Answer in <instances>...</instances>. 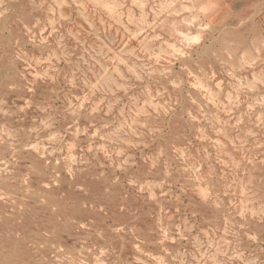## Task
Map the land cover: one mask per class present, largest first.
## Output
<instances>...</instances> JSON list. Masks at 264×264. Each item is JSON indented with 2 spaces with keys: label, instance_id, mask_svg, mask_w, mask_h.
Returning a JSON list of instances; mask_svg holds the SVG:
<instances>
[{
  "label": "rangeland",
  "instance_id": "obj_1",
  "mask_svg": "<svg viewBox=\"0 0 264 264\" xmlns=\"http://www.w3.org/2000/svg\"><path fill=\"white\" fill-rule=\"evenodd\" d=\"M210 4L0 0V264H264V52Z\"/></svg>",
  "mask_w": 264,
  "mask_h": 264
},
{
  "label": "crops",
  "instance_id": "obj_2",
  "mask_svg": "<svg viewBox=\"0 0 264 264\" xmlns=\"http://www.w3.org/2000/svg\"><path fill=\"white\" fill-rule=\"evenodd\" d=\"M213 24L219 27L244 23L262 43L264 52V0H210Z\"/></svg>",
  "mask_w": 264,
  "mask_h": 264
},
{
  "label": "bare ground",
  "instance_id": "obj_3",
  "mask_svg": "<svg viewBox=\"0 0 264 264\" xmlns=\"http://www.w3.org/2000/svg\"><path fill=\"white\" fill-rule=\"evenodd\" d=\"M29 8H31V7H29ZM4 14H5V13H4ZM5 15H6V14H5ZM15 15H16V14H15ZM20 16H21V15H20ZM23 16H24V15H23ZM32 18H33V17H32ZM8 20H9V19H8ZM11 21H12V20H11ZM0 24H1V23H0ZM9 28H10V27H9ZM17 29H18V28H17ZM166 30H167V29H166ZM19 31H20V30H19ZM23 33H24V32H23ZM24 34H25V33H24ZM11 35H12V34H11ZM14 36H15V34H14ZM31 36H32V35H31ZM5 37H6V36H5ZM28 40H29V39H28ZM36 41H37V40H36ZM15 42H16V41H15ZM15 42H14L13 44H15ZM27 43H28V42H27ZM1 47H2V46H1ZM11 48H13V47H11ZM11 51H12V50H11ZM10 61H11V60H10ZM181 62H182V61H181ZM10 63H11V62H10ZM4 65H7V63L4 64ZM181 65H182V64H181ZM8 66H9V65H8ZM0 67H1V66H0ZM2 67H3V66H2ZM4 67H5V66H4ZM229 67H230V66H229ZM5 68H6V67H5ZM13 73H14V72H13ZM18 73H19V71H18ZM19 75H20V74H19ZM164 79H165V78H164ZM56 80H57V79H56ZM24 81H25V80H24ZM18 82H19V81H18ZM58 84H59V83H58ZM145 85H146V84H145ZM205 85H206V84H205ZM39 86H40V85H39ZM49 87H50V86H49ZM188 87H189V86H188ZM188 87H187V88H188ZM177 89H178V88H177ZM39 90H40V89H39ZM75 91H76V90H75ZM75 91H74V92H75ZM78 91H79V90H78ZM179 91H180V90H179ZM0 92H1V91H0ZM26 92H27V91H26ZM29 93H30V92H29ZM185 93H186V92H185ZM189 93H190V92H189ZM75 94H76V93H75ZM202 95H203V94H202ZM40 96H41V95H40ZM188 96H189V95H188ZM207 96H208V95H207ZM6 97H7V96H6ZM42 97H44V96H42ZM46 97H47V96H46ZM186 98H187V97H186ZM201 100H202V99H201ZM187 102H188V101H187ZM200 102H201V101H200ZM180 103H181V101H180ZM24 104H25V103H24ZM179 105H180V104H179ZM196 107H197V105H196ZM206 107H207V106H206ZM203 108H204V107H203ZM185 109H186V108H185ZM185 112H187V111H185ZM196 112H197V111H196ZM83 114H84V113H83ZM89 114H90V113H89ZM88 116H89V115H88ZM108 116H109V115H108ZM68 117H69V116H68ZM68 117H67V118H68ZM85 117H86V116H85ZM75 118H76V115H75ZM95 118H96V117H95ZM174 118H175V117H174ZM3 119H4V118H3ZM39 119H40V118H39ZM101 119H102V118H101ZM146 119H147V118H146ZM73 120H74V119H73ZM149 120H150V119H149ZM4 121H5V119H4ZM167 121H168V120H167ZM88 122H89V121H88ZM97 122H98V121H97ZM101 122H102V121H101ZM16 123H17V122H16ZM38 123H39V122H38ZM79 123H80V122H79ZM79 123H78V124H79ZM80 124H81V123H80ZM8 125H9V124H8ZM197 126H198V125H197ZM156 127H157V126H156ZM167 127H168V126H167ZM92 129H93V128H92ZM182 129H183V128H182ZM192 130H193V129H192ZM173 131H174V130H173ZM180 131H181V130H180ZM180 131H179V132H180ZM177 132H178V131H177ZM173 133H174V132H173ZM194 133H195V132H194ZM29 134H30V133H29ZM160 135H161V134H160ZM158 136H159V135H158ZM158 136H157V137H158ZM181 137H182V136H181ZM26 138H28V137H26ZM26 138H25V139H26ZM143 138H144V137H143ZM153 138H154V137H153ZM172 138H173V136H172ZM167 139H169V138H167ZM169 143H170V142H169ZM171 143H172V142H171ZM171 143H170V144H171ZM183 143H184V142H183ZM180 144H181V143H180ZM8 145H10V144H8ZM19 145H20V144H19ZM182 145H183V144H182ZM18 147H19V146H18ZM122 147H123V146H122ZM127 147H128V146H127ZM8 148H9V147H8ZM9 149H10V148H9ZM9 149H8V150H9ZM29 150H30V149H29ZM30 151H31V150H30ZM19 152H20V150H19ZM3 153H4V152H3ZM12 153H13V152H12ZM27 153H28V152H27ZM46 153H47V152H46ZM17 154H18V153H17ZM28 154H29V153H28ZM40 154H41V153H40ZM126 154H127V153H126ZM171 154H172V153H171ZM1 155H2V154H1ZM14 155H15V154H14ZM30 155H31V154H30ZM33 155H34V153H33ZM79 155H80V154H79ZM10 156H11V154H10ZM27 156H29V155H27ZM31 156H32V155H31ZM34 156H35V155H34ZM37 156H38V155H37ZM26 158H27V157H26ZM29 158H30V157H29ZM36 158H37V157H36ZM1 159H2V158H1ZM38 159H39V158H38ZM174 159H175V158H174ZM24 160H25V158H24ZM24 160H23V161H24ZM27 160H28V159H27ZM36 160H37V159H36ZM41 160H42V159H41ZM43 160H44V159H43ZM4 161H5V160H4ZM31 161H32V160H31ZM45 161L47 162V160H45ZM53 161H54V160H53ZM40 162H41V161H40ZM43 162H44V161H43ZM50 162H52V161H50ZM50 162H49V163H50ZM91 162H92V161H91ZM35 163H36V162H35ZM35 163H34V164H35ZM41 163H42V162H41ZM52 163H53V162H52ZM11 164H12V163H11ZM31 164H32V163H31ZM108 164H109V163H108ZM2 165H3V164H2ZM19 165H20V164H19ZM42 165H43V163H42ZM9 166H10V165H9ZM17 166H18V165H17ZM17 166H16V167H17ZM37 166H38V165H37ZM93 166H94V165H93ZM10 167H11V166H10ZM62 167H63V166H62ZM14 168H15V167H14ZM19 168H20V167H19ZM19 168H18V169H19ZM31 168H32V167H31ZM51 168H52V167H51ZM18 169H17V170H18ZM45 169H46V168H45ZM49 169H50V168H49ZM160 169H161V168H160ZM60 170H61V169H60ZM99 170H100V169H99ZM5 171H6V170H5ZM10 171H11V170H10ZM84 171H85V170H84ZM153 171H154V169H153ZM14 172H15V171H14ZM19 172H20V171H19ZM29 172H30V171H29ZM64 172H65V170H64ZM175 172H176V170H175ZM6 173H7V172H6ZM6 173H5V174H6ZM22 173H23V172H22ZM83 173H84V172H83ZM180 173H181V172H180ZM11 174H12V173H11ZM34 174H35V173H34ZM78 174H79V172H78ZM89 174H91V173H89ZM140 174H141V173H140ZM181 174H182V173H181ZM6 175H7V174H6ZM19 175H20V174H19ZM29 175H30V174H29ZM96 175H98V174H96ZM22 176H23V175H22ZM31 176H32V175H31ZM35 176H36V175H35ZM37 176H38V175H37ZM76 176H77V175H76ZM80 176H81V175H80ZM89 176H90V175H89ZM99 176H100V175H99ZM157 176H158V175H157ZM166 176H167V175H166ZM17 177H19V176H17ZM29 177H30V176H29ZM38 177H40V176H38ZM108 177H110V176H108ZM120 177H122V176H120ZM120 177H119V178H120ZM155 177H156V176H155ZM161 177H162V175H161ZM168 177H169V175H168ZM8 178H9V177H8ZM20 178H22V177H20ZM31 178H32V177H31ZM40 178H41V177H40ZM72 178H73V177H72ZM90 178H91V177H90ZM157 178H158V177H157ZM157 178H156V179H157ZM165 178H166V177H165ZM172 178H173V177H172ZM188 178H189V177H188ZM1 179H2V178H1ZM23 179H24V178H23ZM25 179H26V178H25ZM37 179H38V178H37ZM37 179H36V182H37ZM96 179H97V178H96ZM107 179H108V178H107ZM140 179H141V178H140ZM9 180H10V178H9ZM16 180H17V179H16ZM16 180H15V181H16ZM48 180H49V179H48ZM55 180H56V179H55ZM55 180H54V181H55ZM58 180H59V179H58ZM66 180H67V179H66ZM75 180H76V179H75ZM78 180H79V179H78ZM103 180H104V179H103ZM169 180H170V179H169ZM7 181H8V180H7ZM23 181H24V180H23ZM56 181H57V180H56ZM83 181H84V180H83ZM96 181H97V180H96ZM98 181H99V180H98ZM110 181H111V180H110ZM39 182H40V180H39ZM58 182H59V181H58ZM74 182H75V181H74ZM166 182H167V181H166ZM19 183H20V182H19ZM24 183H25V182H24ZM24 183H23V184H24ZM40 183H41V182H40ZM62 183H63V182H62ZM64 183H65V182H64ZM70 183H71V182H70ZM94 183H95V182H94ZM98 183H99V182H98ZM95 184H96V183H95ZM95 184H94V185H95ZM115 184H116V183H115ZM166 184H167V183H166ZM9 185H10V184H9ZM12 186H13V185H12ZM70 186H71V185H70ZM14 187H15V186H14ZM18 187H19V186H18ZM33 187H34V186H33ZM43 187H44V186H43ZM57 187H58V186H57ZM72 187H74V186H72ZM93 187H94V186H93ZM95 187H96V186H95ZM138 187H139V186H138ZM1 188H2V187H1ZM5 188H6V186H5ZM5 188H4V189H5ZM19 188H20V187H19ZM62 188H63V187H62ZM67 188H68V187H67ZM70 188H71V187H70ZM103 188H104V187H103ZM110 188H111V187H110ZM125 188H126V187H125ZM2 189H3V188H2ZM43 189H45V188H43ZM92 189H93V188H92ZM94 189H95V188H94ZM100 189H101V188H100ZM126 189H127V188H126ZM16 190H17V189H16ZM39 190H40V189H39ZM55 190H56V189H55ZM63 190H64V189H63ZM113 190H114V189H113ZM158 190H159V189H158ZM5 191H6V190H5ZM69 191H70V190H69ZM83 191H84V190H82V193H84ZM89 191H90V190H89ZM149 191H150V190H149ZM21 192H22V191H21ZM26 192H27V194H28V191H26ZM30 192H31V191H30ZM51 192H52V190H51ZM76 192H77V191H76ZM97 192H98V191H97ZM104 192H105V191H104ZM7 193H8V192H7ZM9 193H10V192H9ZM13 193H14V192H13ZM31 193H32V192H31ZM62 193H64V192L62 191ZM62 193H61V194H62ZM94 193H95V192H94ZM33 194H34V193H33ZM37 194H38V193H37ZM40 194H42V193H40ZM102 194H103V193H102ZM35 195H36V194H35ZM38 195H39V194H38ZM38 195H37V196H38ZM42 195H43V194H42ZM63 195H64V194H63ZM12 196H13V195H12ZM40 196H41V195H40ZM59 196H60V195H59ZM74 196H75V195H74ZM97 196H98V195H97ZM100 196H101V195H100ZM100 196H99V197H100ZM115 196H116V195H115ZM15 197H16V196H15ZM24 197H25V196H24ZM83 197H85V196H83ZM92 197H93V196H92ZM104 197H105V196H104ZM168 197H169V196H168ZM29 198H30V197H29ZM79 198H80V197H79ZM90 198H91V197H90ZM112 198H113V197H112ZM148 198H149V197H148ZM15 199H16V198H15ZM20 199H21V198H20ZM60 199H61V198H60ZM92 199H93V198H92ZM104 199H105V198H104ZM133 199H134V198H133ZM4 200H5V198H4ZM32 200H33V199H32ZM63 200H64V199H63ZM63 200H62V201H63ZM65 200H66V199H65ZM85 200H86V199H85ZM83 201H84V200H83ZM92 201H93V200H92ZM98 201H99V200H98ZM104 202H105V201H104ZM126 202H127V201H126ZM4 203H5V202H4ZM12 203H13V202H12ZM19 203H20V202H19ZM78 203H79V202H78ZM102 203H103V202H102ZM1 204H3V203L1 202ZM7 204H8V203H7ZM35 204H36V203H35ZM35 204H33V205H35ZM72 204H73V203H72ZM93 204H94V203H93ZM103 204H104V203H103ZM108 204H109V203H108ZM154 204H155V203H153V205H154ZM198 204H199V203H198ZM5 205H6V204H5ZM8 205H9V204H8ZM24 205H25V204H24ZM66 205H68V204H66ZM69 205H70V204H69ZM80 205H81V204H80ZM111 205H112V204H111ZM173 205H175V204H173ZM10 206H11V205H10ZM10 206H9V207H10ZM212 206H213V204H212ZM5 207H6V206H5ZM37 207H38V205H37ZM2 208H3V207H2ZM31 208H32V207H31ZM33 208H34V207H33ZM33 208H32V209H33ZM63 208H64V206H63ZM67 208H68V207H67ZM67 208H66V209H67ZM70 208H71V207H70ZM206 208H207V207H206ZM210 208H211V207H210ZM217 208H218V207H217ZM220 208H221V207H220ZM3 209H4V208H3ZM43 209H44V208H43ZM72 209H74V208L72 207ZM87 209H88V208H87ZM89 209H90V208H89ZM198 209H199V208H198ZM198 209H197V210H198ZM221 209H222V208H221ZM224 209L226 210V208H224ZM28 210H29V209H28ZM45 210H46V209H45ZM49 210H50V209H49ZM69 210H70V209H69ZM146 210H147V208H146ZM158 210H159V209H158ZM199 210H200V209H199ZM203 210H204V209H203ZM0 211H1V210H0ZM4 211H6V210H4ZM36 211H37V210H36ZM40 211H41V210H40ZM79 211H80V210H79ZM97 211H98V210H97ZM105 211H106V209H105ZM109 211H110V210H109ZM209 211H210V210H209ZM221 211H222V210H221ZM221 211H220V212H221ZM226 211H228V210H226ZM1 212H2V211H1ZM31 212H32V211H31ZM42 212H43V211H42ZM69 212H70V211H69ZM80 212H81V211H80ZM90 212H92V211H90ZM102 212H103V211H102ZM111 212H112V211H111ZM145 212H146V211H145ZM207 212H208V211H207ZM4 213H5V212H4ZM17 213H18V212H17ZM28 213H29V211H28ZM49 213H50V212H49ZM66 213H67V212H66ZM86 213H87V212H86ZM113 213H115V212H113ZM128 213H129V212H128ZM154 213H155V212H154ZM209 213H210V212H209ZM11 214H12V213H11ZM20 214H21V213H20ZM99 214H100V213L98 212V215H99ZM101 214H102V213H101ZM4 215H5V214H4ZM22 215H23V214H22ZM33 215H34V214H33ZM41 215H42V213H41ZM55 215H57V214H55ZM76 215H78V214L76 213ZM86 215H87V214H86ZM118 215H119V214H118ZM118 215H117V216H118ZM7 216H8V215H7ZM18 216L20 217V215H18ZM24 216H25V215H24ZM27 216H28V215H27ZM30 216H31V215H30ZM35 216H36V215H35ZM52 216H53V215H52ZM57 216H58V215H57ZM62 216H63V215H62ZM73 216H74V215H73ZM96 216H97V212H96ZM102 216H103V215H102ZM112 216H113V215H112ZM14 217H16V216H14ZM38 217H39V216H38ZM42 217H43V216H42ZM45 217H46V216H45ZM53 217H54V216H53ZM53 217H52V218H53ZM55 217H56V216H55ZM84 217H85V216H84ZM124 217H125V216H124ZM154 217H155V216H154ZM214 217H215V216H214ZM0 218H1V217H0ZM12 218H13V217H12ZM22 218H23V217H22ZM30 218H31V217H30ZM30 218H29V219H30ZM36 218H37V217H36ZM36 218H35V219H36ZM72 218H73V217H72ZM93 218H94V217H93ZM95 218H96V217H95ZM102 218H103V217H102ZM119 218H120V217H119ZM122 218H123V217H122ZM212 218H213V217H212ZM18 219H19V218H18ZM43 219H44V218H43ZM46 219H47V218H46ZM53 219H55V218H53ZM65 219H66V218H65ZM85 219H86V218H85ZM103 219H104V218H103ZM4 220H6V219H4ZM31 220H32V219H31ZM39 220H40V219H39ZM55 220H56V219H55ZM114 220H115V219H114ZM126 220H127V219H126ZM141 220H142V219H141ZM234 220H235V219H234ZM8 221H9V220H7V223H8ZM22 221H23V220H22ZM22 221H21V222H22ZM24 221H25V220H24ZM34 221H35V220H34ZM41 221H42V220H41ZM46 221H47V220H46ZM50 221H51V220H50ZM64 221H65V220H64ZM87 221H88V220H87ZM118 221H119V220H118ZM118 221H117V222H118ZM242 221H243V220H242ZM5 222H6V221H5ZM10 222H11V221H10ZM26 222H27V221H26ZM47 222H48V221H47ZM53 222L56 223V221H54V220H53ZM57 222H58V221H57ZM219 222H221V221H219ZM35 223H36V222H35ZM69 223H70V222H69ZM74 223H76V222H74ZM96 223H97V222H96ZM5 224H6V223H5ZM16 224H17V223H16ZM31 224H32V223H31ZM31 224H30V225H31ZM43 224H44V223H43ZM72 224H73V223H72ZM72 224H71V225H72ZM76 224H77V223H76ZM86 224H87V223H86ZM112 224H113V223H112ZM124 224H125V223H123V225H124ZM224 224H225V223H224ZM28 225H29V224H28ZM39 225H40V224H39ZM57 225H58V224H57ZM77 225H78V224H77ZM77 225H76V226H77ZM79 225H80V224H79ZM89 225H90V223H89ZM98 225H99V224H98ZM113 225H114V224H113ZM172 225H173V223H172ZM10 226H11V225H10ZM101 226H102V225H101ZM110 226H111V224H110ZM145 226H146V225H145ZM149 226H150V225H149ZM168 226H169V225H168ZM217 226H218V225H217ZM2 227H3V226H2ZM2 227H1V228H2ZM8 227H9V225H8ZM11 227H12V226H11ZM33 227H34V225H33ZM56 227H57V226H56ZM97 227H98V226H97ZM107 227H108V226H107ZM170 227H171V226H170ZM24 228H25V227H24ZM30 228H31V227H30ZM34 228H35V227H34ZM85 228H86V227H85ZM95 228H96V227H95ZM98 228H99V227H98ZM125 228H126V227H125ZM125 228H124V229H125ZM8 229H10V228H8ZM31 229H33V228H31ZM46 229H47V228H46ZM54 229H55V226H54ZM62 229H63V228H62ZM79 229H80V228H79ZM82 229H84V228H82ZM102 229H103V226H102ZM122 229H123V228H122ZM129 229H130V228H129ZM147 229H149V228H147ZM21 230H22V229H21ZM28 230H29V229H28ZM41 230H42V229H41ZM43 230H45V229H43ZM43 230H42V231H43ZM47 230H48V229H47ZM56 230H58V231L60 232L59 229H56ZM63 230H64V229H63ZM98 230H99V229H98ZM105 230H106V229H105ZM126 230H127V229H126ZM6 231H7V230H6ZM49 231H50V230H49ZM64 231H65V230H64ZM66 231H67V230H66ZM85 231H86V230H85ZM108 231H110V230H108ZM28 232H30V231H28ZM28 232H27V233H28ZM70 232H73V231H70ZM70 232H69V234H70ZM76 232H78V231H76ZM80 232H81V231H80ZM88 232H89V230H88ZM110 232H111V231H110ZM162 232H163V231H162ZM2 233H3V232H2ZM54 233H56V232H54ZM57 233H58V232H57ZM63 233H64V232H63ZM67 233H68V232H66L65 234H67ZM95 233H96V232H95ZM34 234H35V233H34ZM60 234H61V233H60ZM71 234H72V233H71ZM185 234H186V233H185ZM3 235H4V234H3ZM21 235H22V234H21ZM58 235H59V234H58ZM58 235H57V236H58ZM67 235H68V234H67ZM73 235H74V234H73ZM75 235H76V234H75ZM78 235H79V234H78ZM118 235H119V234H118ZM123 235H124V234H123ZM155 235H156V234H155ZM5 236H6V234H5ZM38 236H39V235H38ZM59 236H60V235H59ZM70 236H71V235H70ZM107 236H108V235H107ZM113 236H114V235H113ZM139 236H140V235H139ZM2 237H3V236H2ZM15 237H16V236H15ZM26 237H28V236H26ZM60 237H61V236H60ZM75 237H76V236H75ZM77 237H78V236H77ZM105 237H106V236H105ZM116 237H117V236H116ZM151 237H152V236H151ZM34 238H35V235H34ZM52 238H53V237H52ZM133 238H134V237H133ZM188 238H189V237H188ZM11 239H12V238H11ZM11 239H10V240H11ZM36 239H37V238H36ZM38 239H39V238H38ZM80 239H82V238H80ZM92 239H93V238H92ZM120 239H122V238H120ZM5 240H6V239H5ZM12 240H13V239H12ZM16 240H17V238H16ZM20 240H21V239H20ZM27 240H28V239H27ZM40 240H41V239H40ZM55 240H56V239H55ZM59 240H60V239H59ZM102 240H103V239H102ZM108 240H109V239H108ZM129 240H130V239H129ZM14 241H15V240H14ZM49 241H50V240H49ZM97 241H99V240L97 239ZM104 241H105V240H103V242H104ZM121 241H122V240H121ZM131 241H133V240H131ZM179 241H180V240H179ZM19 242H20V241H19ZM81 242H82V241H81ZM126 242H127V241H126ZM135 242H136V241H135ZM177 242H178V241H177ZM9 243H11V242L9 241ZM14 243H15V242H14ZM20 243H21V242H20ZM22 243H24V242H22ZM29 243H30V242H29ZM31 243H32V242H31ZM82 243H83V242H82ZM98 243H99V242H98ZM98 243H96V244H98ZM100 243H101V242H100ZM113 243H114V242H113ZM124 243H125V242H124ZM16 244H17V243H16ZM79 244H80V243H79ZM88 244H89V243H88ZM96 244H95V245H96ZM105 244H106V243H105ZM115 244H116V243H115ZM121 244H122V243H121ZM127 244H128V243H127ZM168 244H169V243H168ZM4 245H5V243H4ZM17 245H18V244H17ZM21 245H23V244H21ZM27 245H28V244H27ZM31 245H33V244H31ZM64 245H65V244H64ZM67 245H68V244H67ZM89 245H90V244H89ZM177 245H179V243H178ZM187 245H188V244H187ZM13 246H14V245H13ZM33 246H34V245H33ZM70 246H71V245H70ZM86 246H88V245H86ZM86 246H84V247L86 248ZM143 246H144V245H143ZM168 246H169V245H168ZM183 246H184V245H183ZM10 247H12V246H10ZM18 247H19V246H18ZM21 247H22V246H21ZM26 247H27V246H26ZM80 247H81V246H80ZM88 247H89V246H88ZM88 247H87V248H88ZM112 247H113V245H112ZM130 247H131V246H130ZM27 248H28V247H27ZM59 248H60V247H59ZM74 248H75V247H74ZM91 248H92V246H91ZM146 248H147V247H146ZM177 248H178V247H177ZM177 248H176V249H177ZM25 249H26V248H25ZM70 249H71V248H70ZM92 249H93V248H92ZM157 249H158V248H157ZM160 249H162V248L160 247ZM20 250H21V249H20ZM29 250H30V249H29ZM48 250H49V249H48ZM93 250H94V249H93ZM93 250H92V251H93ZM1 251H2V250H1ZM1 251H0V252H1ZM17 251H18V250H17ZM17 251H16V252H17ZM30 251H31V250H30ZM78 251H79V250H78ZM3 252H4V251H3ZM36 252H37V251H36ZM76 252H77V250H76ZM112 252H113V251H112ZM6 253H7V252H6ZM27 253H28V252H27ZM34 253H35V252H34ZM73 253H75V252H73ZM81 253H82V252H81ZM81 253H80V254H81ZM85 253H87V252H85ZM88 253H89V252H88ZM90 253H91V252H90ZM99 253H100V252H99ZM37 254H38V253H37ZM54 254H55V253H54ZM59 254H60V253H59ZM75 254H76V253H75ZM17 255H18V254H17ZM24 255H25V254H24ZM31 255H32V254H31ZM31 255H30V256H31ZM46 255H47V254H46ZM61 255H62V254H61ZM90 255H91V254H90ZM109 255H111V254H109ZM131 255H132V254H131ZM38 256H39V254H38ZM48 256H49V255H48ZM56 256H57V255H56ZM81 256H83V255H81ZM132 256H133V255H132ZM16 257H17V256H16ZM16 257H15V258H16ZM18 257H19V256H18ZM24 257H25V256H24ZM35 257H36V256H35ZM66 257H67V256H66ZM79 257H80V256H79ZM85 257H86V256H85ZM85 257H84V258H85ZM167 257H168V256H167ZM6 258H7V257H6ZM41 258H42V257H41ZM46 258H47V257H46ZM88 258H89V257H88ZM19 259H20V258H19ZM27 259H28V258H27ZM51 259H52V258H51ZM54 259H55V258H54ZM82 259H83V258H82ZM111 259H112V258H111ZM30 260H31V259H30ZM38 260H39V259H38ZM47 260H48V259H47ZM184 260H185V259H184ZM48 261H49V260H48ZM91 261H92V259H91ZM150 261H151V260H150ZM32 263H34V262H32ZM41 263H43V262H41ZM47 263H48V262H47ZM62 263H63V261H62ZM36 264H37V263H36ZM43 264H44V263H43ZM92 264H93V263H92Z\"/></svg>",
  "mask_w": 264,
  "mask_h": 264
}]
</instances>
